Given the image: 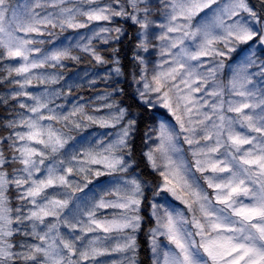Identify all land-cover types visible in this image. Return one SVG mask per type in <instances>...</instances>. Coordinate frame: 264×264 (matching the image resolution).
Here are the masks:
<instances>
[{"label":"snow or ice","instance_id":"snow-or-ice-1","mask_svg":"<svg viewBox=\"0 0 264 264\" xmlns=\"http://www.w3.org/2000/svg\"><path fill=\"white\" fill-rule=\"evenodd\" d=\"M0 264H264V0H0Z\"/></svg>","mask_w":264,"mask_h":264}]
</instances>
